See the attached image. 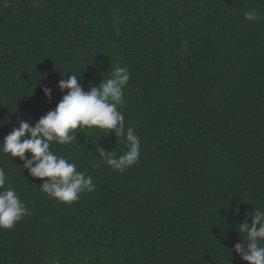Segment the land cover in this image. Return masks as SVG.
Listing matches in <instances>:
<instances>
[{"label": "trees", "instance_id": "trees-1", "mask_svg": "<svg viewBox=\"0 0 264 264\" xmlns=\"http://www.w3.org/2000/svg\"><path fill=\"white\" fill-rule=\"evenodd\" d=\"M252 10L264 15V0H0V142L17 118L53 109L71 72L87 91L116 66L131 73L118 110L140 140L123 172L95 151H127L112 131L52 142L95 184L71 204L0 152L28 209L0 229V264H247L236 225L264 210V22L246 20Z\"/></svg>", "mask_w": 264, "mask_h": 264}, {"label": "clouds", "instance_id": "clouds-1", "mask_svg": "<svg viewBox=\"0 0 264 264\" xmlns=\"http://www.w3.org/2000/svg\"><path fill=\"white\" fill-rule=\"evenodd\" d=\"M248 21L264 22V15L255 10L244 13ZM68 73V72H66ZM67 79L58 81L56 87L64 93L57 105L42 115L35 123L17 118L18 127L3 137L0 152L23 161L34 178L43 180L40 190L61 203L71 204L80 194L95 188L93 178L78 171L74 162L51 150V143L71 144L77 140L78 128H98L106 135L112 131L116 137L123 136L127 151L115 156L94 144L95 151L106 164L115 171L123 172L138 163L140 140L132 127L125 129L124 115L118 110L123 105L124 88L131 78L127 67L116 66L107 79L98 86H84L78 82V73L71 72ZM65 90H67L65 92ZM46 98L51 97L52 89H41ZM25 153H30L26 157ZM46 178V179H45ZM28 213L26 205L16 190L6 187V173L0 168V229H11ZM247 215L236 225L241 240L233 245V250L247 264H264V210L259 208ZM251 218V224L247 218Z\"/></svg>", "mask_w": 264, "mask_h": 264}]
</instances>
